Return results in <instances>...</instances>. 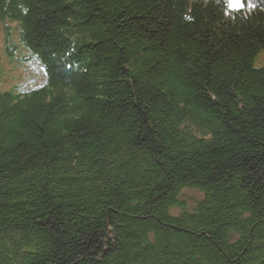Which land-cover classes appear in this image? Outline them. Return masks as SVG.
I'll return each instance as SVG.
<instances>
[{"label": "trees", "instance_id": "obj_1", "mask_svg": "<svg viewBox=\"0 0 264 264\" xmlns=\"http://www.w3.org/2000/svg\"><path fill=\"white\" fill-rule=\"evenodd\" d=\"M242 3L0 0L43 73L0 92V264H264V0Z\"/></svg>", "mask_w": 264, "mask_h": 264}, {"label": "rangeland", "instance_id": "obj_2", "mask_svg": "<svg viewBox=\"0 0 264 264\" xmlns=\"http://www.w3.org/2000/svg\"><path fill=\"white\" fill-rule=\"evenodd\" d=\"M27 51L19 40L18 27L0 21V92L28 91L37 88L43 81L42 68L34 59H26ZM256 66H264V52L256 59ZM184 198L199 195L195 191H184ZM187 199L188 205L192 204Z\"/></svg>", "mask_w": 264, "mask_h": 264}, {"label": "snow or ice", "instance_id": "obj_3", "mask_svg": "<svg viewBox=\"0 0 264 264\" xmlns=\"http://www.w3.org/2000/svg\"><path fill=\"white\" fill-rule=\"evenodd\" d=\"M228 7L233 10H239L244 7L242 0H228Z\"/></svg>", "mask_w": 264, "mask_h": 264}, {"label": "clouds", "instance_id": "obj_4", "mask_svg": "<svg viewBox=\"0 0 264 264\" xmlns=\"http://www.w3.org/2000/svg\"><path fill=\"white\" fill-rule=\"evenodd\" d=\"M251 6V5H250Z\"/></svg>", "mask_w": 264, "mask_h": 264}]
</instances>
